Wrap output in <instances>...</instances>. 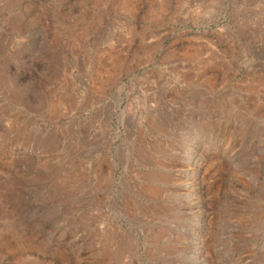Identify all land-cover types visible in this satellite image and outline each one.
Wrapping results in <instances>:
<instances>
[{"label":"rangeland","instance_id":"1","mask_svg":"<svg viewBox=\"0 0 264 264\" xmlns=\"http://www.w3.org/2000/svg\"><path fill=\"white\" fill-rule=\"evenodd\" d=\"M0 264H264V0H0Z\"/></svg>","mask_w":264,"mask_h":264},{"label":"crops","instance_id":"2","mask_svg":"<svg viewBox=\"0 0 264 264\" xmlns=\"http://www.w3.org/2000/svg\"><path fill=\"white\" fill-rule=\"evenodd\" d=\"M217 7H209V9H211V10H213L214 11V9H216ZM256 13H259V12H256ZM213 18H214V15L213 14H211V15H209L208 17H206V21H212L213 20ZM239 28L240 29H246L247 28V20H241L240 21V23H239Z\"/></svg>","mask_w":264,"mask_h":264}]
</instances>
